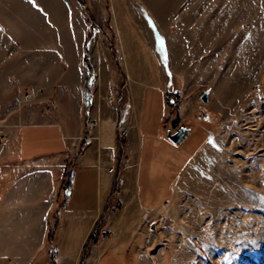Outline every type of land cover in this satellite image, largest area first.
<instances>
[{"label":"rangeland","instance_id":"rangeland-1","mask_svg":"<svg viewBox=\"0 0 264 264\" xmlns=\"http://www.w3.org/2000/svg\"><path fill=\"white\" fill-rule=\"evenodd\" d=\"M138 5L159 9L158 16L119 18L122 44L115 40L107 19L106 25L100 23L104 33H94L89 43V58L92 63L99 58L100 74H109L111 67L108 82L123 75L122 86L117 83L113 90L125 88L128 75L129 89L149 87L141 117L142 149L135 147L132 184L111 221L114 233L106 234L110 245L101 264H264V0ZM178 8L200 14L163 15L162 9ZM163 80L171 90L168 97L175 100L169 104L173 117L180 102H186L187 111L212 123L213 137L204 147L199 145L201 131L193 128L190 136L172 146L181 147V154L163 151L155 136L162 119L169 120L158 110ZM205 91L208 102L202 103ZM89 99L84 102L87 107L91 95ZM177 119L178 127L187 126L185 118ZM25 127L20 132L30 125ZM32 129L30 147L22 151L25 155L61 148L57 130ZM64 176L65 172L60 188ZM117 177L116 170L115 183ZM63 191L59 201L66 198ZM138 194L146 196L149 206L166 203L152 210L164 214L156 223L140 225ZM110 209L107 203L104 210ZM103 222L91 232L94 241L102 236ZM52 242L53 238L48 245ZM52 254L46 264L58 255Z\"/></svg>","mask_w":264,"mask_h":264},{"label":"crops","instance_id":"crops-1","mask_svg":"<svg viewBox=\"0 0 264 264\" xmlns=\"http://www.w3.org/2000/svg\"><path fill=\"white\" fill-rule=\"evenodd\" d=\"M187 1L201 0H0V127L4 130L0 136V264H46L54 252L58 255L52 264H79L85 242L101 217L102 236L91 245L84 264L104 260L110 245L106 234L113 235L111 221L127 199L124 191L132 184L135 147L142 149L141 117L149 87L129 89L132 78L128 75L124 76L125 88L113 90L117 83L122 86L123 75L119 73L108 82L107 76L113 75L111 67L107 76L100 74L99 58L93 63L89 58L90 38L104 33L100 23L106 25L108 19L115 40L122 44L119 18L158 16L159 9L139 6V2ZM165 10V17L200 14L193 15L190 8ZM168 86L163 80L157 97L158 110L169 116L168 122L162 119L155 133L163 151L181 154V147H172L167 139L180 128L188 130L185 138L193 128H199V145L204 147L213 137L212 123L187 111L186 102H180L173 117ZM85 93L91 95L88 107ZM177 117L185 118L187 126L178 127ZM25 125H30L28 132H20ZM32 126L57 130L61 148L25 155ZM122 130L127 131L123 139ZM148 133L152 138V132ZM87 136L92 139L85 142ZM70 162L74 167L69 194L59 201L63 173ZM61 200L63 206L58 211ZM107 203L110 212L104 210ZM147 204L146 196L138 194L141 226L156 223L164 215L152 212L165 206L164 201ZM56 213L57 226L49 246Z\"/></svg>","mask_w":264,"mask_h":264},{"label":"trees","instance_id":"trees-1","mask_svg":"<svg viewBox=\"0 0 264 264\" xmlns=\"http://www.w3.org/2000/svg\"><path fill=\"white\" fill-rule=\"evenodd\" d=\"M75 162V161H74ZM73 167H74V163L73 164H70L69 166H67V168L65 169V184L63 187L60 188V190H65L66 188H69L70 187V180H71V175H72V171H73ZM63 204H61V208H62ZM103 222V217H101L100 221L96 224L95 228H94V233L96 232V230L99 229V227L101 226ZM56 226H57V213L55 214L54 218H53V223L51 225V229H50V232H49V235H48V242L50 243L52 241V238H53V235H54V232L56 230ZM94 235L91 234V236L88 238L85 246H84V253H83V257L80 261V264H84L85 263V259L86 257L88 256V253H89V246L91 243L94 242ZM207 264H210L209 262H207Z\"/></svg>","mask_w":264,"mask_h":264},{"label":"water","instance_id":"water-1","mask_svg":"<svg viewBox=\"0 0 264 264\" xmlns=\"http://www.w3.org/2000/svg\"><path fill=\"white\" fill-rule=\"evenodd\" d=\"M200 100L202 101V103H207L208 102V92L207 91H205L200 96ZM187 133H188L187 129L180 128L175 133L168 134L167 139L169 141H171L173 144H179L180 142H182L185 139ZM152 229H153V226H152Z\"/></svg>","mask_w":264,"mask_h":264},{"label":"built area","instance_id":"built-area-1","mask_svg":"<svg viewBox=\"0 0 264 264\" xmlns=\"http://www.w3.org/2000/svg\"><path fill=\"white\" fill-rule=\"evenodd\" d=\"M85 98V101H88L89 100V94L88 93H85V96H84ZM175 99H177V98H175ZM171 102L174 104L175 103V100H174V97H172V99H171ZM91 127H94V123L93 122H90V124H89ZM126 134H127V131L126 130H122L121 132H120V137H121V139H123L125 136H126ZM64 196L65 197H67L68 196V194H69V188H66L64 191Z\"/></svg>","mask_w":264,"mask_h":264},{"label":"bare ground","instance_id":"bare-ground-1","mask_svg":"<svg viewBox=\"0 0 264 264\" xmlns=\"http://www.w3.org/2000/svg\"><path fill=\"white\" fill-rule=\"evenodd\" d=\"M101 217V216H100ZM98 221V220H97Z\"/></svg>","mask_w":264,"mask_h":264}]
</instances>
